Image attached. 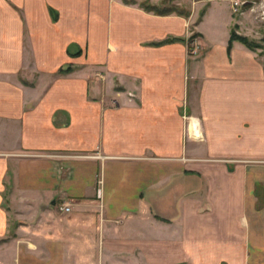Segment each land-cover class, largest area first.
<instances>
[{"label": "crops", "instance_id": "crops-1", "mask_svg": "<svg viewBox=\"0 0 264 264\" xmlns=\"http://www.w3.org/2000/svg\"><path fill=\"white\" fill-rule=\"evenodd\" d=\"M142 1L94 0V48L64 0H0V264H264L263 56L228 49L264 32L234 0Z\"/></svg>", "mask_w": 264, "mask_h": 264}, {"label": "rangeland", "instance_id": "rangeland-1", "mask_svg": "<svg viewBox=\"0 0 264 264\" xmlns=\"http://www.w3.org/2000/svg\"><path fill=\"white\" fill-rule=\"evenodd\" d=\"M124 1L131 3L130 1H132V0H124ZM149 1L152 3V0H149ZM178 3H179L178 0H160V2L156 5H158V7L160 9H174V8H176V10H178V11H183V10L185 11L188 9V7H191V5H192L191 2H190V5H188V4L181 5ZM56 4H58V5H56V7L58 8V9H56L58 13H59V11H62L64 13V16L70 17L71 19H73L77 23V25L75 26V32H74L76 37H79V39L81 40L83 38V30L84 29L87 30L89 37L87 39H85L86 40L85 42H87L89 44V47L102 48L107 43V41L112 37L111 30L105 28V21H103L105 9L103 6L99 5L98 2H94V0H75V1L74 0H64V2L56 3ZM258 5H259V3L253 5L254 11L250 10V7H248L247 9L242 8V11L243 12L246 11V13H244L245 15H248L251 18L252 17L255 18L256 21H258L255 23V25H258V27H256V28L262 29L261 31L264 32V24L258 18L259 14H260L259 10H257ZM203 8H201V9H203ZM202 11L203 10H201V12ZM201 12H200V15H201ZM93 14H99L101 16L100 26L103 25V27H104V29L101 31L98 29L97 33L95 34L96 35L95 37H93V32L90 29V26H91L90 16ZM244 14L241 13V16ZM239 16L240 15H236V18H238ZM98 182L102 185L103 177H98ZM3 204H4V207H6L7 209H11L9 206L11 203H10V200L7 198V194L4 198ZM57 208L59 211L58 214L61 216L62 215L64 216V215L70 213V212L66 213V212L61 211L59 206ZM101 208H102V203H100L99 208L96 207L95 211H97V213L98 212L100 213ZM38 218H40V217H38ZM10 222H11V227H10V232L8 233V236H15L16 234L14 231V228H15L14 215L12 216V219ZM9 238L10 237H7L6 239H9ZM1 255L6 256V258H8L7 257L8 252L6 251L5 247L2 248V254ZM2 263L9 264V260L6 259V261H3Z\"/></svg>", "mask_w": 264, "mask_h": 264}, {"label": "trees", "instance_id": "trees-1", "mask_svg": "<svg viewBox=\"0 0 264 264\" xmlns=\"http://www.w3.org/2000/svg\"><path fill=\"white\" fill-rule=\"evenodd\" d=\"M130 2L136 3V0H132ZM139 5L147 11H153V12H155L157 14H161V15L170 14L172 12H177L178 14H184L186 16L189 15V11H178V10H176V8H174V9H160L158 7V5L151 3L149 0H144V1L140 2ZM52 12L54 13V11H52ZM204 12H205V10H203L201 12L200 18L203 16ZM238 29H239V25L234 24V26L231 29L228 49L230 50L232 48L233 43L235 41L241 42L244 45H246L248 48H250L251 50L259 52V54L261 56H263V62H264V37H262L260 40H257L255 38L250 37V36L239 33ZM176 40H179V38H170V39H167L163 42H159L156 44H164L166 42H171V41H176ZM71 70H72L71 66L68 67L67 69H60V71L63 73L70 72Z\"/></svg>", "mask_w": 264, "mask_h": 264}, {"label": "built area", "instance_id": "built-area-1", "mask_svg": "<svg viewBox=\"0 0 264 264\" xmlns=\"http://www.w3.org/2000/svg\"><path fill=\"white\" fill-rule=\"evenodd\" d=\"M245 3L241 0H234L232 2V11L233 13L237 14V13H244L242 11V8L244 7ZM250 10L254 11V6L251 5L250 6ZM260 14L258 16L259 20L264 24V1H260L259 5H258V9ZM60 210L63 212H70L71 211V205L67 202H63L60 206H59Z\"/></svg>", "mask_w": 264, "mask_h": 264}]
</instances>
